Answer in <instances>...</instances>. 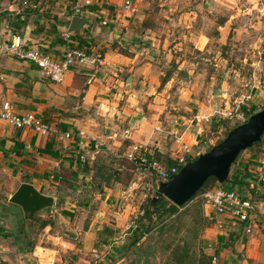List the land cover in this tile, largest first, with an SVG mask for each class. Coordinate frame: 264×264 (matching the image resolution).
Segmentation results:
<instances>
[{"label":"rangeland","instance_id":"1","mask_svg":"<svg viewBox=\"0 0 264 264\" xmlns=\"http://www.w3.org/2000/svg\"><path fill=\"white\" fill-rule=\"evenodd\" d=\"M131 1L136 12L118 11L119 20L113 21L119 33L118 41L112 42L113 47L138 54L139 64L150 62L154 69L152 78L159 83L166 78L158 90L163 87L164 98L170 102L168 104L175 105L171 111L193 119L191 125L194 132L198 131V137L194 139L187 134L189 131L184 124L179 125L169 136L175 135L181 140L177 144L170 143V149L173 147L178 151L181 148L185 160L198 156L221 141L236 123L225 116L228 107H236L239 103L246 117L264 107V13L257 10L264 0ZM149 92L151 94L140 97L141 112L145 114L150 113L148 103L155 97L154 90ZM245 97L249 100H244ZM194 115L200 120L197 121ZM259 146H264V138L253 148L264 153ZM247 153L249 150L242 151L231 165L229 178L237 170L242 171L243 164L247 166L248 161L242 160ZM82 159L89 166V159ZM130 172V180L144 182L140 170L133 167ZM3 175L0 176V210L8 212L12 206L9 197L15 189L14 173ZM145 180L150 186L136 188L138 194L146 193L140 207L143 213L139 217L144 218L141 222L148 221L144 209L147 204L149 206L152 187L156 186L158 177L152 173ZM98 183L104 191V183L99 180L80 181L69 187L54 184L66 197H54L53 205L44 212H37L35 220L25 218L18 205L17 213L11 211L10 215H3L7 217L4 221L11 226L0 230V253H5V261L10 260L9 254H14L23 257L25 264H171L172 258L183 264H199L203 254L210 264H253V259L248 258L240 246L243 242L240 236L233 237L228 246L224 243L226 256L219 255L223 249L217 237L223 235L215 231L238 228L239 222L233 224V219L223 217L221 228L212 224L215 214L206 213L202 193L177 213L161 219L152 218L148 231L139 236L140 228H127L137 210L122 226L113 225L119 203L115 198L104 197L105 194L99 196ZM217 183L211 180L206 188ZM229 188L246 193L245 187ZM195 201L202 207L203 218L199 223L194 219L198 210ZM256 210L251 224L256 221L257 229L264 232V214H258ZM40 219L51 223L52 230L41 228ZM208 225L213 230L208 229ZM232 231L236 233V230ZM50 234L77 243L76 247L69 250L67 244L56 246ZM213 255L217 256L215 263L212 262Z\"/></svg>","mask_w":264,"mask_h":264},{"label":"crops","instance_id":"2","mask_svg":"<svg viewBox=\"0 0 264 264\" xmlns=\"http://www.w3.org/2000/svg\"><path fill=\"white\" fill-rule=\"evenodd\" d=\"M87 1L91 4L86 5ZM123 1L32 0L31 8L17 13L21 0H0V41L19 35L25 47L39 48L55 56H60L68 45L99 52L102 56L101 63L95 68L71 67L61 83L51 81L29 61L5 54L0 56V110L2 103L8 101L16 113L32 111L61 132L70 133V137L64 139L44 137L32 128L17 129L0 119V176L14 173L13 193L21 183L29 182L40 193L54 198L66 197L65 193L57 191L54 184L69 187L80 181L90 182L95 168L104 171L113 169L117 178H111L107 184L102 180L104 191L99 188L101 183H98V188L99 196L105 194L104 197L115 198L119 203L115 226H122L127 217L140 209L146 193L141 191L138 194L136 188L139 185L142 186L140 188L150 186L145 178L152 174L141 172L144 182L130 180L134 165L126 154L134 146L140 145L153 155L155 151L159 153L161 164L169 166L166 161L178 160L183 156L181 148L178 151L169 148L170 143L174 141L177 144L181 137L169 135L184 124L188 135L194 139L198 137V131L194 132L191 125L193 119L175 115L171 111L175 105L168 104L170 102L161 92L163 87L158 90L161 85L151 76L154 69L150 62L139 64L138 54L113 47L112 42L119 38L117 25L113 21L119 20ZM76 2L82 5L79 14L73 11ZM257 10L263 14L264 4ZM75 15L86 18V23L81 29L69 31ZM103 21H107V24H103ZM67 33L68 37H65ZM149 90H154L152 94L155 97L148 103L150 113L145 114L141 112L140 97L145 93L151 94ZM194 117L200 120L198 115ZM125 131L128 133L125 134ZM259 149L264 150V146H259ZM245 156L242 160L248 161V164H243V170H237L231 177L234 181L231 187H245L244 194L251 193L256 200V213L264 214V183H257V177L264 172V153L253 149ZM78 157L89 159V169L81 171L82 164L80 160L77 161ZM159 182L158 177L157 184ZM156 186L152 187L153 192ZM11 204L10 211L0 210L1 231L11 227L4 221L7 217L3 215H10L11 211L17 213V205ZM205 211L208 215L214 213L207 202ZM255 222L251 224V233H245V225L239 223L238 228L217 229L215 232L223 235L217 237L222 249L224 243L228 246L233 237L240 236L243 240L240 246L246 256L253 259V264H264V232L257 229ZM91 227L92 223L89 229ZM211 227L208 225V229L213 230ZM47 228L51 229L50 226ZM50 238L56 246L70 245L69 250H73L77 244L63 240L58 234H50ZM226 252L224 248L219 255L226 256ZM4 254L0 253V264H25L23 257L14 254H9L10 260L7 262Z\"/></svg>","mask_w":264,"mask_h":264},{"label":"built area","instance_id":"3","mask_svg":"<svg viewBox=\"0 0 264 264\" xmlns=\"http://www.w3.org/2000/svg\"><path fill=\"white\" fill-rule=\"evenodd\" d=\"M91 4L90 1L86 5ZM32 0H21L20 9L16 12L21 13L23 9L31 8ZM124 12H134L136 10L131 0H124L122 4ZM82 5L76 2L73 11L77 14L81 12ZM107 24V21H103ZM68 37V33L65 34ZM8 55L33 63L46 77L55 83L64 81L66 73L73 66H82L94 68L101 63L102 56L99 52H89L84 48L68 45L61 52L60 56H55L39 48L25 47L19 35H13L10 40L0 41V56ZM249 100L245 97L244 100ZM242 102V101H241ZM247 102V101H246ZM228 119L241 123L247 120L242 105L238 103L236 107H228L225 111ZM0 119L11 124L17 129L32 128L38 134L44 137H55L59 139L69 138V132H61L52 123L37 116L34 112L16 113L8 101L1 105ZM128 131H125L127 134ZM127 159L141 172L148 171L158 175L160 181H165L171 175L179 171V165H184L186 160L183 156L179 157L176 164L165 166L156 159L152 152L147 148L137 145L126 154ZM257 183H264V172L257 177ZM206 202L212 207L215 214L213 223L218 228L223 226V217H228L236 222L244 224V232L251 233V221L256 208V202L252 195H246L243 192L235 191L231 188L213 186L202 193ZM136 215L130 218L127 228H137V217L143 213L138 209ZM217 261L216 255L212 256V262Z\"/></svg>","mask_w":264,"mask_h":264},{"label":"water","instance_id":"4","mask_svg":"<svg viewBox=\"0 0 264 264\" xmlns=\"http://www.w3.org/2000/svg\"><path fill=\"white\" fill-rule=\"evenodd\" d=\"M85 23L86 18L75 15L68 30L81 29ZM263 134L264 107L229 130L210 149L186 162L168 180L160 181L149 201L151 213L155 212V205L161 196L176 206H182L195 196L210 177H214L219 183L225 182L239 153L259 142ZM9 201L20 206L24 215L30 218L41 209L52 206L54 198L40 193L31 183L23 182L9 197Z\"/></svg>","mask_w":264,"mask_h":264},{"label":"trees","instance_id":"5","mask_svg":"<svg viewBox=\"0 0 264 264\" xmlns=\"http://www.w3.org/2000/svg\"><path fill=\"white\" fill-rule=\"evenodd\" d=\"M165 81H166V78H162L161 79V82H160V85L164 84ZM252 113H254V112H252ZM236 125H238V123H235L232 126V128L235 127ZM232 128H230L229 130H231ZM228 131L226 132V134L228 133ZM263 138H264V134L262 136V139ZM261 140L259 142L254 143L253 146L251 148L247 149V150H251L255 146L259 145V143L261 142ZM154 156L156 157V159H160V155L156 151L154 152ZM196 157L197 156H195L193 158H188V159H186V162H188L190 160H194ZM79 160L81 161V164H82L81 165V171H85V170L89 169V166L87 165V162L84 159H82L81 157H78L77 158V161L79 162ZM176 163H177V160H168V161H166V164H168V165H173V164H176ZM182 166L183 165L180 164L178 168L180 169ZM113 171H114L113 169H111V170L109 169L107 171H104V170H101V168L100 169L99 168L98 169L95 168L94 173H93V181L99 180L100 182H102V180H103L107 184L108 181L111 178H117V176H118V175L114 176ZM211 180H214L215 182L217 181V179H215L214 177H210L204 183L203 187L195 194V196H193L189 201H187L182 206H176V205H174L173 203H171L169 200H167L163 196H161L158 199V201H157V203L155 205V212L154 213H151L150 208H149V206L147 204L146 208L144 209V217H146V219H148V221L141 222L144 218L143 217H139V220H138V223H137V228H140L139 229L140 230L139 236L142 235V233H145V231H148V229L150 227V224H152L151 223V219L152 218L161 219L163 216H171V215L177 213L181 208L187 206L191 201L195 200V198H197L200 193H203L205 190L211 188V187L206 188V186L208 185V183ZM233 182H234L233 179L227 177V179H226L225 182H223V183H217L214 186H220V187H224V188H229V187H231V185H232ZM194 206L198 209L196 211V213H195L194 219H195L196 223H199V221L202 220V218H203L202 217V214H201V212H202L201 203L198 202V201H195L194 202ZM36 216L37 215H35V213H34L30 218H28L26 216H25V218H27V219H34L35 220V218H37ZM40 220H41V223H40L41 228H45L46 226H50L51 227L50 230H52V224L51 223H49L47 220H44V219H40ZM203 222L206 223V219H205V221L203 219ZM138 224H141V225H138ZM199 231L200 230L197 229V232H199ZM137 238H140V237H137ZM171 261H172L171 264H183L182 261L176 260L174 258H172ZM199 264H210V263L208 262V259L205 258V255L202 254V256L199 257Z\"/></svg>","mask_w":264,"mask_h":264}]
</instances>
